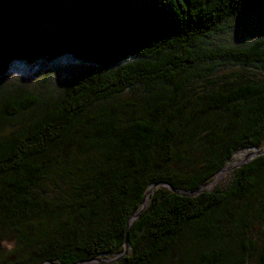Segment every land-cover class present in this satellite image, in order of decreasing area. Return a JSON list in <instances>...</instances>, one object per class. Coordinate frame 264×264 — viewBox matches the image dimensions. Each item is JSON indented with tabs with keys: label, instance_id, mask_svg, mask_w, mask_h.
<instances>
[{
	"label": "trees",
	"instance_id": "obj_1",
	"mask_svg": "<svg viewBox=\"0 0 264 264\" xmlns=\"http://www.w3.org/2000/svg\"><path fill=\"white\" fill-rule=\"evenodd\" d=\"M261 150L264 0H0V264H264Z\"/></svg>",
	"mask_w": 264,
	"mask_h": 264
},
{
	"label": "rangeland",
	"instance_id": "obj_2",
	"mask_svg": "<svg viewBox=\"0 0 264 264\" xmlns=\"http://www.w3.org/2000/svg\"><path fill=\"white\" fill-rule=\"evenodd\" d=\"M78 66H63L60 67V70L58 71V74L56 75V79L61 78L62 76H66L69 74H73L78 71ZM38 69L37 68H31L26 67L23 65H16L10 72V75L8 76V81H16L18 80L27 88H34L37 85L38 82ZM257 151H251V152H243L239 153L234 157V159L229 163L228 168L238 165L240 162H242L246 155H249L251 153H254ZM229 173L223 175L219 182L224 179L225 176H227ZM218 182V183H219Z\"/></svg>",
	"mask_w": 264,
	"mask_h": 264
},
{
	"label": "water",
	"instance_id": "obj_3",
	"mask_svg": "<svg viewBox=\"0 0 264 264\" xmlns=\"http://www.w3.org/2000/svg\"><path fill=\"white\" fill-rule=\"evenodd\" d=\"M263 155H264V150L257 151V152H254V153H251V154L245 156V158H244V160H243L242 162H240L238 165H236V166H234V167H232V168H228V166H226V167L220 172L219 176L215 179V181L212 183V185L214 186V185L218 184V182H219V180L221 179V177H222L223 175L229 173L230 171H232V169H234L235 167H242V166H244L245 164H247L248 162H250L252 159L257 158V157H260V156H263ZM155 187H156V185L153 186V187H151V188L149 189V191H148V193H147V195H146L147 197L150 195L151 190H152L153 188H155ZM170 189H171L173 192L178 193L174 188L170 187ZM201 192H202V189H200L198 192H196L195 195H198V194H200ZM145 208H146V201H144V203H143V209H145ZM137 217H138V214L135 215V217H133V220L136 219ZM127 245H128V240H126V247H125V248H126V251H127ZM110 262H111V261H110ZM110 262H109V263H110ZM47 264H51V263H47Z\"/></svg>",
	"mask_w": 264,
	"mask_h": 264
},
{
	"label": "bare ground",
	"instance_id": "obj_4",
	"mask_svg": "<svg viewBox=\"0 0 264 264\" xmlns=\"http://www.w3.org/2000/svg\"><path fill=\"white\" fill-rule=\"evenodd\" d=\"M247 156V155H246Z\"/></svg>",
	"mask_w": 264,
	"mask_h": 264
}]
</instances>
